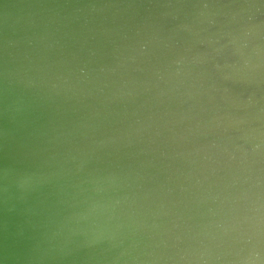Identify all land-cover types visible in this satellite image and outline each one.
I'll return each instance as SVG.
<instances>
[{
  "label": "water",
  "instance_id": "95a60500",
  "mask_svg": "<svg viewBox=\"0 0 264 264\" xmlns=\"http://www.w3.org/2000/svg\"><path fill=\"white\" fill-rule=\"evenodd\" d=\"M0 264H264V0H0Z\"/></svg>",
  "mask_w": 264,
  "mask_h": 264
}]
</instances>
